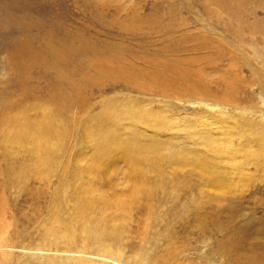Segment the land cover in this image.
<instances>
[{"label": "rangeland", "instance_id": "obj_1", "mask_svg": "<svg viewBox=\"0 0 264 264\" xmlns=\"http://www.w3.org/2000/svg\"><path fill=\"white\" fill-rule=\"evenodd\" d=\"M58 47L74 54L73 61L63 64L61 73L54 65L62 59L53 61L49 55V50ZM103 51L112 59L102 62ZM90 54L100 60L95 59L91 68ZM106 63L112 66L107 71L113 73L101 78L98 73L106 69ZM175 70L179 75L174 76ZM156 72L175 77L174 85L182 89L189 85L186 89L199 97L180 95L179 87L174 86L166 91L169 94L163 92L161 86L165 83L155 76ZM68 76L78 77L75 87L82 86L76 96L86 106L67 110L68 149L58 152L55 170L42 179L41 174L48 171L46 165H39L31 146L16 144L13 134L19 123L7 120L16 113L27 127L30 120L44 117L41 109L52 106L51 113L62 124L65 115L46 100L58 78L65 81ZM130 76H136L134 80L140 83L129 80ZM28 93L32 94L22 101ZM114 101L121 107L139 103L154 107L165 114L166 121L172 119L168 124L175 127L174 131L167 128L156 133L140 121L115 118L113 124L123 138H129L133 130H145L147 136H139L142 143L151 144L155 139L168 147L175 143L182 149L206 153L215 170L198 171L185 155L176 157L187 159L185 165L169 166L161 161L160 168L171 182L156 192L145 189L138 202L128 199L129 206L126 202L125 207L118 202L120 195H127L124 187L129 165L123 158L119 159L121 170L117 173L105 167L96 179L84 177L77 170L75 178L68 167L82 122L104 112ZM30 106L37 107L30 113L32 118L23 113ZM198 110L227 121L234 119V143L262 151V155L258 153V164L252 163V155L246 171L250 184L246 182L249 190L240 203L243 217L237 216L233 206L218 203L213 193L209 194L210 178L220 175L229 182L236 175H231L232 167L222 165L214 150L219 143L209 140L207 145L203 139L207 134L219 136L217 124L201 113L195 116L196 125L192 124L191 118ZM110 113L112 110L108 118ZM263 129L264 0H0V140L4 137L0 141V264H153L162 257H171L173 246L175 264L224 261L220 255L228 244L242 246L240 233L236 232L240 225L254 216V221L264 219L263 207L256 209L257 214H249L247 209L254 208L255 198L264 202V193L259 190L264 187ZM194 132L198 135H191ZM80 144L87 154H93L85 141ZM35 162L39 169L34 167ZM223 168L226 171L222 176L218 170ZM146 180L149 184L150 178ZM86 182L93 187L83 185ZM79 189L85 193H79ZM229 193L227 199L233 203L235 193ZM91 204L89 217L80 218L84 212L81 207ZM114 227L120 228L116 237L110 232Z\"/></svg>", "mask_w": 264, "mask_h": 264}, {"label": "bare ground", "instance_id": "obj_2", "mask_svg": "<svg viewBox=\"0 0 264 264\" xmlns=\"http://www.w3.org/2000/svg\"><path fill=\"white\" fill-rule=\"evenodd\" d=\"M49 51H50L49 55L51 56L53 61L58 57H60L62 59L61 63H59V64H57V62H56V65H54L53 61L51 63L54 65L56 72H58L60 69H62V66H64L63 64L65 62H68L70 60L73 61V59H74V58H72L74 54L72 52H70L68 49H62V48L58 47V48H52ZM100 55H101V61L102 62H104V60H106L108 57H110V53H107L104 51ZM91 58L93 60L92 59L90 60V68H91V66H95V63H96L95 59H98L94 55H91ZM76 59H77V57L75 58V60ZM83 60H84V58H83ZM98 61H100V60L98 59ZM86 62H89V61H86ZM165 64H166V62H165ZM104 66L106 69L102 70L101 72L98 73V76H100L101 78H105L104 76L111 75V73H113V72L107 71V68L110 69L112 67L111 64L106 63V64H104ZM154 67H155V64H154ZM92 69H93V67H92ZM167 69H169V68H167ZM111 70H114V69H111ZM81 72L86 73L84 70H82ZM60 73H61V70H60ZM148 73H150V72H148ZM174 73L175 74L177 73L174 76L179 75V72L177 70H175ZM154 74H156L155 76L158 77L159 79L162 78L161 79L162 82L165 83V84H163V86H161L163 92L172 91L173 86H174V89L179 87V84H178V86L174 85L175 82L172 79L175 80L176 79L175 77H172L170 79V78H167L168 76L164 77V76H162L161 73H158V72H156ZM113 77L115 78L116 76L114 75ZM134 77H136V76H130L129 80L133 79V81L135 82L136 79L134 80ZM76 78H78V77L68 76V77H66V80L63 81V80H61V77H59L58 78L59 81L56 83V87H55L54 92L49 96V99L47 98V100H46V101H49L51 104H53L56 107L57 111H60V112H62L63 115H65V117L63 116L64 118L61 117L63 119L62 124L57 121L55 114L51 113V111H53V109H51L52 106L50 109L47 108V106L41 110L39 108L38 110H40V112L42 113L41 116H44V117L41 120H35V119L30 120L31 125L29 123H27L30 125L27 127H26V124L23 125V123L19 122V120L16 116V113L12 119L7 120V122L10 123L12 120L14 122V119H16L19 123L18 124L19 125L18 131L13 134V139H15L17 141L16 144H18L21 147H25L27 145L31 146L32 153L36 154L37 157L39 158V160H38L39 165H41V166L46 165V168L48 171L43 172L41 174L42 179L47 178L51 174V171L55 170L53 168H56V165H57L56 161L58 158V152L59 151L65 152L66 149H68V145H67L66 141L69 140L70 138L69 139L67 138L68 134H67V127H65V124L67 123V120H68L67 117L69 118L68 113L71 110V107L77 106L80 108L81 106H84V105L86 106V104L84 102H82L83 100L81 101L80 100L81 98L79 99L76 96L77 90L82 86V84H81V85L75 87V84H79L78 83L79 79L77 80ZM125 78H126V76H125ZM136 81L138 82V80H136ZM138 83H140V81ZM150 84H147V85L143 84V85L146 87L152 88V86H150ZM185 89H182L181 87H179V89H177L178 90L177 92H179L180 95L181 94L185 95V96L188 95L190 97L197 96L194 94L195 92H193V90H191V89L185 90ZM204 91H205V88H204ZM181 92H184V93H181ZM166 93L169 94L170 92H166ZM199 93H201V91H199ZM31 94L32 93H28L26 96L22 97L23 99H21V100L24 101ZM206 95H207V93H206ZM206 95H204V96H206ZM197 97H199V96H197ZM167 106H169V105H167ZM13 107H14V105H13ZM13 107H10V108H13ZM16 109H18V108H16ZM34 109H37V107L36 106H34V107L30 106V107L26 108V110L23 111V113L28 114V115H30V113L33 114V111H35ZM21 110H20V112H21ZM67 110H69V111L67 112ZM110 110H112V113L109 114L110 118H108L107 113H109ZM105 111H107L106 116H105ZM160 111L156 110V108H154V107H152V108L148 107V106L143 107V104H141V103L135 104L132 106L125 104L123 107H121V105L119 104L118 101H114V102H111V105L107 106V108L104 110V112H98L94 115L92 114L93 115L92 117H89V119H85L82 122L80 130L77 132L76 137L78 135H80V137H78L79 141H78V143H76V146H74V150L71 149L72 150V156H71V160H70L71 165L68 167L69 171L73 174L74 177L76 176V171L79 170L78 173L83 175L84 177L85 176L86 177H92L93 176V178L98 179L101 171L105 167L110 172L111 171L115 172V173L119 172L121 170V167H120L121 161L119 159L123 158L124 160H126L128 162V165H129V168L127 170V177L125 178V179H127L128 183L124 187L125 190L127 191V195H125V194H123L122 196L120 195V197L118 198V202L121 201L120 206L125 207L126 202L129 206L130 202L128 201V199L131 200V203H133L132 201L138 202V200L142 196V192L145 189H148L150 192L151 191L156 192V190L158 188L164 189L166 187V184L171 182L170 179L167 177V175H165L160 168L159 162H161V161H163V163L169 164V166L170 165L172 166V164H174V163H177L178 165H185L189 162L187 159H177L176 158L178 156L185 155L191 159V161L193 162V164L195 165V167L198 171H201L199 168H203V170L204 171L206 170L207 172L215 170V167L211 165V164H213V162L210 161V157H208L209 155L206 153L203 154L201 152L200 153L196 152L194 149H190L189 147H187L186 149H182V147H177V145L175 143L170 144L172 146L168 147V146H165L164 144L156 141L155 139H153L155 141L154 143L144 144L139 140V136H143V137L147 136V132L145 130H139V129L133 130L132 135L129 138L125 139L121 136L117 127L113 124V120L115 118L121 117V118H129L132 120L140 121L141 123L145 124L146 128H148V129L151 128L156 133L160 129L163 130V129H167V128H168V130L171 129L172 131H174L175 127H173L171 124H168L170 122V120L172 122V119H170L169 121H166L168 118L166 119V117L164 116L165 114H163ZM204 112L205 111H203V110H198L197 113L193 112L194 116H193V118H191L192 124L196 125V123L198 122V119L196 120V117L200 116V113L202 115H206ZM18 113H19V111H18ZM62 114H60V115L62 116ZM196 114H197V116H196ZM60 115H59V117H60ZM86 116H88V115H86ZM206 116H207V118H210L211 123L217 124L216 126H218V129L216 131L218 132L217 135H219V136L207 134L208 139L203 137V139L205 140V143L208 145L209 140H212V144H216V143L218 144L219 143L217 148L214 147V150L220 155V160L223 163L222 165L225 168L226 167H232L233 169H230L231 170L230 173H231V175H233V174L236 175V177L233 176V178H234L233 180H235L236 183H234L233 180L226 182V181L221 179L220 175H218L216 178H210L208 180V183L210 184L208 186L209 194L211 195L213 193L214 199L219 201L218 203L224 202L228 206H233L234 211L237 214V216L243 217V215H245V212L241 208L240 203L243 201V194L249 190L246 182L250 184V182H249L250 175L246 171L247 170L249 171L248 166H249V162L252 160V155L255 156L254 159L252 160V163L258 164V162H257V160L259 158L258 153H261L262 151L257 149L256 147L253 149H250L249 147H248L249 149H244L242 147L240 148L239 144L234 143V141L232 139L233 134L235 133V131H233V129H234L233 127L235 125L234 119L232 121L220 119L219 118L220 115L218 116L217 114H214V115L207 114ZM30 117H31V115H30ZM33 118H35V117H33ZM202 122H203L204 126H206L208 128L207 125H209V123H207L206 120H204ZM223 123H225V124H223ZM240 124H241V122H240ZM240 124H238V125H240ZM245 126H246V124H245ZM245 126H244V128H245ZM128 127H129V125H128ZM209 130H211V128ZM245 130H243V131H245ZM261 130H262V128H261ZM192 131L197 132L198 130L196 131V129H194ZM188 132H189V130H188ZM195 132H194V134L191 133V135H196L197 133H195ZM68 133H70V132H68ZM263 133H264V129H263ZM177 134H179V133H177ZM262 135H264V134H262ZM73 136H74V134H73ZM199 137H196V138L200 139ZM3 138H1V140H0L1 142H2ZM5 138H6V136H5ZM246 138H248V136ZM249 139H251V137H249ZM245 140L247 141V139H245ZM81 141H85L88 144V146H90L93 149V152H92L93 154H87L83 150V148H81L82 144L84 143V142H82V144H80ZM11 142H9V143H11ZM247 142H249V141H247ZM262 143L264 146V141ZM212 144L210 145L211 149H213ZM249 144H250V142H249ZM6 146L8 147L7 144H6ZM164 151H166V152H164ZM215 151H214V153H215ZM17 153H19V152H17ZM20 154H21V151H20ZM261 155H262V153H261ZM28 156H30V155H28ZM211 156L214 157L213 153ZM194 159L197 161L196 164L194 162ZM38 163L37 162L34 163V167L36 169H39V167H37ZM214 163H216V162L214 161ZM259 163H261V162H259ZM74 165L78 166V168L72 169V166H74ZM62 167H63V165H62ZM93 169H95V170L92 171ZM226 169L223 168V171L219 169L218 172L219 173L223 172V173H221L223 176ZM252 174H254V173L252 172ZM118 176H120L121 179H124L120 173L118 174ZM147 178H150L149 184H148V181L146 180ZM152 181H154V182L151 183ZM83 185L93 187V185L89 182L83 183ZM259 190L264 193V187H262ZM231 191H234V193H235L233 203H230L229 200L227 199V194ZM79 193L84 194L85 191L82 189H79ZM114 194H115V192H114ZM0 201H1V199H0ZM90 203H91V201H90ZM254 203L255 204H254L253 209L250 207H247V209L250 211L249 214H253V213L257 214V212H255L257 208H259V207L264 208V206H263L264 202L259 201V199L255 198ZM116 204L117 203H115V205ZM92 205L93 204H91V206L90 205H83L81 207V209L84 212H81L82 213V214L80 213L81 215L79 214L80 218H82V216L85 218L89 217V211H90L89 208H91V210H92ZM247 209H246V211H247ZM108 210H109V208H108ZM221 211L226 213V211H224L223 209H221ZM246 213H248V211ZM255 218H256L255 216L252 218H249V219L247 218L248 222L241 224L240 228H238V230L236 231V232L240 233V240L242 242V246H236L235 247L233 244H228L226 246L225 250L220 255V257L223 258L224 261H221V262L212 261L211 264H264V219H263L264 217L262 218L263 221H259V219L254 221ZM0 219H2V218L0 217ZM2 220H1V222H2ZM1 222H0V229L3 227ZM119 231H120L119 227H114L110 231L112 237H116L117 235H119V233H120ZM102 234H103V232H102ZM251 241H254V242L251 244ZM260 242H262V243H260ZM223 243H224V241H223ZM231 245H233V246H231ZM222 248H223V246H222ZM218 251H220V249H218ZM170 254H173V255L171 257H166V258L162 257L159 261H157L155 263L156 264H175L173 262V259H172L174 257V254H175L174 246L170 248ZM188 260H189V258H188ZM155 263H153V264H155ZM203 263L206 264L204 261H203Z\"/></svg>", "mask_w": 264, "mask_h": 264}]
</instances>
